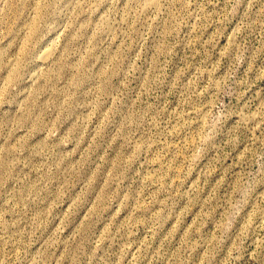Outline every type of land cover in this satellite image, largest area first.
<instances>
[{
    "label": "rangeland",
    "instance_id": "rangeland-1",
    "mask_svg": "<svg viewBox=\"0 0 264 264\" xmlns=\"http://www.w3.org/2000/svg\"><path fill=\"white\" fill-rule=\"evenodd\" d=\"M0 264H264V0H0Z\"/></svg>",
    "mask_w": 264,
    "mask_h": 264
},
{
    "label": "bare ground",
    "instance_id": "bare-ground-1",
    "mask_svg": "<svg viewBox=\"0 0 264 264\" xmlns=\"http://www.w3.org/2000/svg\"><path fill=\"white\" fill-rule=\"evenodd\" d=\"M151 1H153L154 2V0H151ZM48 54V53H47Z\"/></svg>",
    "mask_w": 264,
    "mask_h": 264
}]
</instances>
